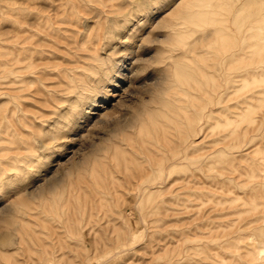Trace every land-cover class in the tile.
<instances>
[{
	"label": "rangeland",
	"instance_id": "1",
	"mask_svg": "<svg viewBox=\"0 0 264 264\" xmlns=\"http://www.w3.org/2000/svg\"><path fill=\"white\" fill-rule=\"evenodd\" d=\"M133 19L128 0H0V175L43 173L0 215V264H264V0ZM11 48L32 61L14 83Z\"/></svg>",
	"mask_w": 264,
	"mask_h": 264
},
{
	"label": "bare ground",
	"instance_id": "2",
	"mask_svg": "<svg viewBox=\"0 0 264 264\" xmlns=\"http://www.w3.org/2000/svg\"><path fill=\"white\" fill-rule=\"evenodd\" d=\"M181 4H183V3H181ZM177 9V8H176ZM175 10V9H174ZM178 10V9H177ZM176 11V10H175ZM190 13V12H189ZM202 13V12H201ZM194 14H196L195 12H194ZM193 14V15H194ZM198 14V13H197ZM196 14V15H197ZM9 15V14H8ZM42 15V14H41ZM199 15V14H198ZM204 15V13L202 14V16ZM38 16V15H37ZM192 17V16H191ZM194 18L196 17V16H193ZM192 17V18H193ZM201 17V16H200ZM8 18V17H7ZM182 19V18H181ZM190 19V18H189ZM195 21V20H194ZM189 23V22H188ZM185 25V22H184V20L183 21H179V22H176L175 23V26H178V28H182L183 26ZM180 26H182V27H180ZM19 27V26H18ZM21 27H23V26H21ZM47 28H48V26H47ZM29 29V28H28ZM24 31L26 30V29H23ZM53 31V30H52ZM66 31V30H65ZM186 31H187V29H186ZM40 33V32H39ZM53 33V32H52ZM176 33H177V31H176ZM59 34V33H58ZM57 34V35H58ZM23 35V34H22ZM14 36V35H13ZM12 36V37H13ZM20 36V35H19ZM24 36V35H23ZM22 36V37H23ZM31 36V35H30ZM71 36V35H70ZM5 37V36H4ZM11 37V36H10ZM59 37V36H58ZM20 38V37H19ZM34 38V37H33ZM61 38V37H60ZM30 40H31V38H29ZM44 39V38H43ZM164 39V38H163ZM29 40V42H31ZM203 40V39H202ZM6 41V40H5ZM34 41V40H33ZM47 41H48V39H47ZM63 41V40H62ZM73 41V40H72ZM167 41V40H166ZM13 42H14V40H13ZM38 42V41H37ZM53 42V41H52ZM65 42V41H64ZM196 42L197 41H195L194 42V44L192 43V45L194 46V47H191V48H195L196 47ZM28 43V42H27ZM27 43H25V44H19V45H22V46H24V45H27ZM62 43V42H61ZM67 43V42H66ZM8 44V43H7ZM31 44V43H30ZM29 44V45H30ZM58 44V43H57ZM68 44V43H67ZM13 45V44H12ZM37 45V44H36ZM36 45H34V46H36ZM39 45V44H38ZM191 45V46H192ZM64 46V45H63ZM78 46V45H77ZM40 47V46H39ZM38 47V48H39ZM42 47V46H41ZM40 47V48H41ZM189 47V46H188ZM59 48V47H58ZM61 48V47H60ZM1 50V49H0ZM3 50V49H2ZM7 50V49H6ZM53 50V49H52ZM190 50V49H189ZM4 51V50H3ZM2 51V52H3ZM8 51V50H7ZM10 51V50H9ZM80 51V50H79ZM85 51H87V50H85ZM191 51V50H190ZM1 52V51H0ZM15 50L14 49H12L11 48V51H10V53L9 54H7V55H5V56H8V57H10V60L9 61H11V62H13V64L12 63H10V64H8V65H4L5 67H6V72H3L4 73V75H5V73H6V76H4V78L5 77H9L8 78V80H9V82H17L16 81V79H15V77L13 76V73H19V74H22L23 72V70H25V69H28V68H30V66L31 65H29L31 62L29 61V60H27V62H30L29 64H27L26 63V65L24 66V65H22V63H23V59L20 57V55L22 54V53H20V50H19V53H18V55L17 56H15ZM54 52H56V51H54ZM91 52V51H90ZM26 53V52H25ZM58 53V52H57ZM192 53H193V51H192ZM191 53V54H192ZM31 54H32V52H31ZM47 54H49V53H47ZM85 54H87V53H85ZM114 54V53H113ZM194 54V53H193ZM54 55V54H53ZM60 55V54H59ZM62 55V54H61ZM22 56V55H21ZM32 56V55H31ZM79 56V55H78ZM111 56V55H110ZM8 57H5V58H8ZM26 57V56H25ZM3 59H4V57H2ZM32 58V57H31ZM31 58H30V60H31ZM42 58V57H41ZM63 58V57H62ZM68 58H69V56H68ZM2 59V60H3ZM9 59V58H8ZM26 59V58H25ZM29 59V58H28ZM84 59V58H83ZM131 59V58H130ZM120 60H121V58H120ZM128 60H129V57L128 56H125V57H123V59L120 61V62H117L118 64H116V65H113V66H111V69H110V73H108V74H105V76H100V78H102L103 80H104V82L102 83V85L101 86H99V87H97V88H92L91 86H90V84L88 83V85H87V82L85 81V83H86V85H87V89H88V91H90V96H89V98H87V99H89V102H88V104H87V107L84 109V111L81 113V115L83 116L82 118H84L85 120H88L89 119V117H90V112H92L93 111V109L94 108H96L97 106H98V102H99V100H102L103 98L104 99H106V96H105V91L107 90V87L109 86V84H111L112 83V87H114V90H117L119 87H121L122 85H121V81H123L124 79H126V76L124 75V73L126 72V70H127V67H128ZM132 60V59H131ZM77 61V60H76ZM75 61V62H76ZM92 61V60H91ZM90 61V62H91ZM94 61H96V62H100V59L98 58V57H96L95 59H94ZM119 61V60H118ZM73 62H74V60H73ZM72 62V63H73ZM89 62V63H90ZM93 62V61H92ZM40 63V62H39ZM39 63H37V64H39ZM46 63H48V62H46ZM56 64H57V62H55ZM78 63V62H77ZM25 64V63H24ZM32 64V63H31ZM95 64V63H94ZM34 66H35V64H33ZM33 65H32V67H33ZM49 65V64H48ZM70 65V64H69ZM68 65V66H69ZM36 66H38V65H36ZM44 66V65H43ZM52 66V65H51ZM56 66V65H55ZM101 66H102V64H101ZM104 66V65H103ZM3 67V66H2ZM47 67H49V66H47ZM53 67V66H52ZM57 67V66H56ZM36 68V67H35ZM44 68V67H43ZM59 68V67H58ZM67 68V67H66ZM85 68V67H84ZM94 68V67H93ZM31 69V68H30ZM61 69V68H60ZM88 69V68H87ZM193 69V68H192ZM29 70V69H28ZM34 70V69H33ZM56 71H57V69H55ZM54 70V71H55ZM97 70V69H96ZM3 71V70H2ZM5 71V70H4ZM14 71V72H13ZM42 71V70H41ZM77 71V70H76ZM75 71V72H76ZM98 71V70H97ZM13 72V73H12ZM21 72V73H20ZM27 72V71H26ZM64 72V71H63ZM62 72V73H63ZM78 72V71H77ZM190 72V71H189ZM195 72V71H194ZM45 73V72H44ZM74 73V72H73ZM182 73V72H181ZM25 74V73H24ZM64 74H65V72H64ZM82 74V73H81ZM252 74V73H251ZM15 75V74H14ZM37 75V74H36ZM42 75V74H41ZM40 75V76H41ZM66 75V74H65ZM2 76H3V74H2ZM37 76H39V75H37ZM75 76V75H74ZM183 76V75H182ZM1 77V76H0ZM19 77V76H18ZM186 76H184V78H185ZM82 78V77H81ZM85 77H83L82 78V80L84 79ZM121 78V79H120ZM188 78V77H187ZM186 78V79H187ZM1 79V78H0ZM68 79V78H67ZM79 79V78H78ZM89 79V78H88ZM123 79V80H122ZM240 79V78H239ZM81 79H79V81H80ZM85 80V79H84ZM57 82V81H56ZM82 82V81H81ZM80 82V83H81ZM31 83H33V82H31ZM78 83V82H77ZM79 83V84H80ZM202 83V82H201ZM2 84V83H1ZM30 84V83H29ZM35 84V83H34ZM181 84V83H180ZM7 85H10V84H7ZM17 85H20V84H17ZM22 85V84H21ZM20 85V86H21ZM58 85H59V83H58ZM60 85H62V84H60ZM70 85V84H69ZM162 85V84H161ZM23 86V85H22ZM30 86V85H29ZM37 86V85H36ZM71 86V85H70ZM79 86V85H78ZM158 86V85H157ZM6 87H8V86H6ZM55 87V86H54ZM61 87V86H60ZM72 87H74V85L72 86ZM91 87V88H90ZM110 87V86H109ZM211 87V86H210ZM216 87V86H215ZM47 88H48V86H47ZM62 88V87H61ZM20 90H21V88H19ZM23 89V88H22ZM27 90H28V87L26 88ZM31 89H34V88H31ZM164 88H162V90H163ZM24 90V89H23ZM67 90V89H66ZM78 90V89H77ZM83 90V89H82ZM161 90V89H160ZM22 91V90H21ZM74 91V90H73ZM3 92V91H2ZM5 92V91H4ZM23 92V91H22ZM21 92V93H22ZM39 92V91H38ZM40 92H42L41 90H40ZM59 92V91H58ZM79 92V94H80V91H78ZM107 92V91H106ZM217 92V91H216ZM11 93V92H10ZM24 93V92H23ZM26 93V92H25ZM67 93V96H68V91L66 92ZM161 93V92H160ZM198 93V92H197ZM196 93V94H197ZM32 94V93H31ZM33 94H35V92H33ZM41 94H43V93H41ZM218 94V93H217ZM36 95H37V92H36ZM39 95V94H38ZM59 95V94H58ZM35 96V95H34ZM40 96V95H39ZM79 96H81V95H79ZM195 96V95H194ZM41 97V96H40ZM196 97V96H195ZM214 97V96H213ZM254 97V96H253ZM22 98V97H21ZM32 98V97H31ZM35 98V97H34ZM225 98V97H224ZM26 100H27V98H25ZM28 99H29V97H28ZM108 99V98H107ZM30 100V99H29ZM32 100V99H31ZM160 100V99H159ZM164 100V99H163ZM37 101L38 100H35V102L37 103ZM59 101H60V99H59ZM162 101V100H161ZM49 102V101H48ZM58 102V101H57ZM61 102V101H60ZM167 102L168 101H166V105H167ZM174 102V101H173ZM39 103V102H38ZM45 103V102H44ZM170 103V105H172L173 103L172 102H169ZM172 103V104H171ZM13 104H14V102H13ZM60 104V103H59ZM64 104V103H63ZM164 104H165V100H164ZM211 104V103H210ZM17 105V104H16ZM39 105V104H38ZM41 105V104H40ZM51 105V104H50ZM61 105V104H60ZM157 105V104H156ZM166 105L164 106V107H166ZM170 105H168L167 107H169ZM174 105V104H173ZM51 106H53V105H51ZM159 106V105H158ZM175 106V105H174ZM203 106V105H202ZM60 107V106H59ZM160 107V106H159ZM166 107V108H167ZM53 108V107H52ZM51 108V109H52ZM158 108V107H157ZM170 108V107H169ZM168 108V109H169ZM55 109V108H54ZM165 109V108H164ZM173 109V108H172ZM171 109V110H172ZM14 110V109H13ZM26 110H28L27 108H26ZM92 110V111H91ZM166 110V109H165ZM170 110V111H171ZM17 111V110H16ZM56 111V110H55ZM160 111V110H159ZM167 111V110H166ZM10 112H12V111H10ZM15 112V111H14ZM28 112V111H27ZM34 112V111H33ZM158 112V111H157ZM53 113V112H52ZM170 113V112H169ZM205 113H206V111H205ZM36 114V113H35ZM49 114V113H48ZM68 114V113H67ZM208 114V113H207ZM13 115H14V113H13ZM80 115V116H81ZM161 115V114H160ZM165 115V114H164ZM11 116H12V114H11ZM10 116V117H11ZM42 116H45V115H42ZM79 116V115H78ZM79 116V117H80ZM166 116H167V114H166ZM171 116V115H170ZM228 116V115H227ZM40 117V116H39ZM52 117V116H51ZM54 117V116H53ZM78 117V118H79ZM164 117V116H163ZM162 117V118H163ZM12 118V117H11ZM10 118V119H11ZM166 118V117H165ZM170 118H172V117H170ZM91 119V118H90ZM231 119V118H230ZM16 120V119H15ZM78 120V119H77ZM82 120V119H81ZM132 120V119H131ZM161 120V119H160ZM76 121V120H75ZM14 122V121H13ZM77 122L78 121H76V124H77ZM86 122V121H85ZM88 123V122H87ZM83 124V123H82ZM85 124V123H84ZM83 124V125H84ZM163 124V123H162ZM73 125V124H72ZM77 126V125H76ZM29 127V126H28ZM50 127V126H49ZM73 127V126H72ZM22 128V127H21ZM29 128H31V127H29ZM48 128V127H47ZM82 128V127H81ZM32 129V128H31ZM34 129V128H33ZM37 130V129H36ZM68 130V129H67ZM82 130V129H81ZM19 131V130H18ZM39 131V130H38ZM60 131V130H59ZM146 131V130H145ZM17 132V131H16ZM21 132V131H20ZM56 132H58V131H56ZM198 132V131H197ZM8 134V133H7ZM20 134V133H19ZM25 134V133H24ZM147 134V133H146ZM10 135V134H9ZM78 135V134H77ZM125 135V134H124ZM137 135V134H136ZM12 136V135H11ZM20 136H25V135H20ZM26 136H27V134H26ZM53 136V135H52ZM13 137V136H12ZM15 137V136H14ZM28 137V136H27ZM41 137H43V136H41ZM51 137V136H50ZM58 137V136H57ZM190 137V136H189ZM21 138V137H20ZM22 138H24L25 139V137H22ZM66 138H67V136H66ZM124 138V137H123ZM16 139V138H15ZM45 139H47V138H45ZM63 139V138H62ZM192 139H193V137H192ZM12 141L14 140V139H11ZM10 140V141H11ZM29 140V139H28ZM139 140V139H138ZM150 140V139H149ZM40 141V140H39ZM60 141V140H59ZM158 141V140H157ZM163 141V140H162ZM179 141V140H178ZM31 142V141H30ZM29 142V143H30ZM48 142V141H47ZM128 142V141H127ZM15 143H17V141H15L14 142V144ZM25 143V142H24ZM44 143V142H43ZM42 143V144H43ZM46 143V142H45ZM187 143V142H186ZM11 144V143H10ZM163 144V143H162ZM172 144V143H171ZM182 144V143H181ZM189 144V143H188ZM16 145V144H15ZM30 145H31V143H30ZM56 145V144H55ZM192 145V144H191ZM14 146V145H13ZM17 146V145H16ZM28 146V145H27ZM44 146V145H43ZM116 146V145H115ZM15 147V146H14ZM34 147V146H33ZM142 147H144V146H142ZM53 148V147H52ZM55 148V147H54ZM16 149H18V148H16ZM32 149V148H31ZM24 150V149H23ZM34 150V149H33ZM33 150H32V152H33ZM44 150V149H43ZM8 151V150H7ZM40 151V150H39ZM146 151V150H145ZM9 152H11V151H9ZM19 152V151H18ZM167 152H169L168 150H167ZM12 153V152H11ZM14 153V152H13ZM12 153V154H13ZM121 154V153H120ZM170 154V153H169ZM15 155V154H14ZM34 155V154H33ZM130 155V154H129ZM19 156V155H18ZM17 156V157H18ZM122 156V155H121ZM35 157V156H34ZM110 157H111V155H110ZM128 157V156H127ZM171 158H170V161H172V163H176L177 164V162L179 161V159H178V156L177 155H172L171 154V156H170ZM19 158H21V157H19ZM24 158V157H23ZM26 158V157H25ZM123 160V159H122ZM25 162V161H24ZM135 162V161H134ZM136 162H137V160H136ZM26 163V162H25ZM171 163V164H172ZM100 165H102L101 163H100ZM98 167H99V165H98ZM117 169V168H116ZM92 172V171H91ZM140 173V172H139ZM154 173V172H153ZM165 173V172H164ZM147 174H148V172H147ZM169 174V173H168ZM165 175V174H164ZM167 175V174H166ZM151 176H152V173H151ZM165 177V176H164ZM157 178V177H156ZM162 179V177L159 179V180H161ZM86 180V179H85ZM139 180H141L140 179V177H139ZM138 181V180H137ZM162 181V180H161ZM164 182H165V180H164ZM166 183V182H165ZM164 183V184H165ZM148 186L150 187L151 186V184L149 185L148 184ZM156 186V185H155ZM141 190V189H140ZM149 191V190H148ZM157 196V195H156ZM154 200V199H153Z\"/></svg>",
	"mask_w": 264,
	"mask_h": 264
},
{
	"label": "snow or ice",
	"instance_id": "3",
	"mask_svg": "<svg viewBox=\"0 0 264 264\" xmlns=\"http://www.w3.org/2000/svg\"><path fill=\"white\" fill-rule=\"evenodd\" d=\"M174 3L175 0H128L134 19L131 27H129L124 34L127 35L128 31H131V28L138 25L142 20L154 21L164 16ZM146 31H148V29H141L142 33ZM136 43H138V39ZM126 47H134V44ZM50 154L56 155L55 152ZM42 174L43 173H39L38 170V173L33 175V179L27 182L26 176L24 175H0V215L7 213V205L11 197L15 196L22 188L28 186V183L37 182V175Z\"/></svg>",
	"mask_w": 264,
	"mask_h": 264
}]
</instances>
